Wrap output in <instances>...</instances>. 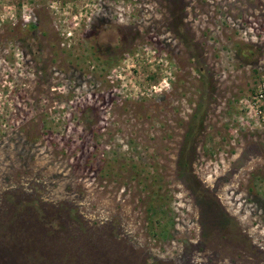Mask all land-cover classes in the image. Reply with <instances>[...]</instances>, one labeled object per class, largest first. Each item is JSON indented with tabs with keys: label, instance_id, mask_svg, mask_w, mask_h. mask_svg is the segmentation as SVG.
<instances>
[{
	"label": "rangeland",
	"instance_id": "374dc122",
	"mask_svg": "<svg viewBox=\"0 0 264 264\" xmlns=\"http://www.w3.org/2000/svg\"><path fill=\"white\" fill-rule=\"evenodd\" d=\"M0 264H264V0H0Z\"/></svg>",
	"mask_w": 264,
	"mask_h": 264
},
{
	"label": "trees",
	"instance_id": "16d2710c",
	"mask_svg": "<svg viewBox=\"0 0 264 264\" xmlns=\"http://www.w3.org/2000/svg\"><path fill=\"white\" fill-rule=\"evenodd\" d=\"M187 165H188L187 160H185V158L181 155L177 161V167L179 169H185L187 168Z\"/></svg>",
	"mask_w": 264,
	"mask_h": 264
},
{
	"label": "built area",
	"instance_id": "2783aa9c",
	"mask_svg": "<svg viewBox=\"0 0 264 264\" xmlns=\"http://www.w3.org/2000/svg\"><path fill=\"white\" fill-rule=\"evenodd\" d=\"M263 94H259V96H262Z\"/></svg>",
	"mask_w": 264,
	"mask_h": 264
}]
</instances>
